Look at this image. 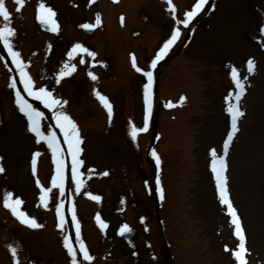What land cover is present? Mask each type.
I'll use <instances>...</instances> for the list:
<instances>
[{
  "label": "rangeland",
  "instance_id": "obj_1",
  "mask_svg": "<svg viewBox=\"0 0 264 264\" xmlns=\"http://www.w3.org/2000/svg\"><path fill=\"white\" fill-rule=\"evenodd\" d=\"M110 1L117 6L111 7ZM85 2L31 0V6L20 7L21 12L13 15L10 26L16 32L14 50L20 51L23 61L24 56H32L34 49L40 54L32 71L27 70L29 74L35 71L39 80L43 66L51 67V79L41 80L50 84L48 87L56 96L65 95L67 108L70 105L68 111L84 129V135L79 133L86 138L85 175L81 178L84 186L80 192L73 186L69 198L80 224L81 239L92 248V264H234L231 253L236 241L215 197L209 169L211 150L221 154L222 142L230 130L226 97L233 80L225 66L229 62L241 71L242 77L249 74L244 82L249 90L243 99L244 115L238 121L239 131L227 156L230 185L245 218L248 264H264V49L251 39L256 35L264 0L213 2L218 9L209 20L195 24L192 42L171 58L158 75L160 99L175 101L183 97V111H165L160 108L162 105L157 106L147 132L137 133L136 140L131 132L134 126H143L146 82L142 72L133 68L132 58L143 71H152L151 60L174 28L179 27L181 34L167 56L174 54L188 31V27L175 21L183 19L184 12L191 10L196 0H171L174 17L169 6L165 8L159 0H97L90 11ZM40 3L57 12L60 30L64 27L61 33L59 30L58 34L48 36L39 31L35 20ZM15 5L14 0L12 7ZM97 14L101 24L96 30L100 26L101 29L90 36L81 32L80 25L94 24ZM121 15L126 20L120 19ZM262 40L264 43V30ZM72 42H82L84 47L96 48L100 53L98 84L88 75L95 68L87 64L86 73L80 72V62H75L79 59L67 56L65 50ZM234 44H244L245 51L238 50L239 55H233ZM41 58L44 60L38 65ZM249 59L257 65L253 74L246 68ZM65 60L69 64L74 61L75 71L57 84L55 78ZM3 69L0 62V166L4 168L0 173V264H17L12 248L25 255L26 264H71L63 246L68 230L64 225L58 227L57 222L55 208L64 196L51 186V151L43 141L37 143L34 134L27 130L26 118L19 112L9 87L13 79ZM46 72L50 71L43 73ZM95 91L104 93L111 103V121L93 101ZM155 127L160 138L154 150L161 161L159 177L166 190L160 212L164 233L172 244L171 261L166 257L156 218L153 168L147 159ZM33 151L44 153L40 185L52 188L47 207L39 199L38 178L29 169ZM104 172L107 175H102ZM146 181L150 183L149 190ZM6 192H11L13 199L20 198V209L41 227L17 226L18 219L3 206ZM91 196H99L100 200ZM92 214L99 215L107 228L101 230L97 221L91 220ZM122 224L139 231V241L132 247L121 236ZM28 255L32 258L27 259Z\"/></svg>",
  "mask_w": 264,
  "mask_h": 264
},
{
  "label": "snow or ice",
  "instance_id": "obj_2",
  "mask_svg": "<svg viewBox=\"0 0 264 264\" xmlns=\"http://www.w3.org/2000/svg\"><path fill=\"white\" fill-rule=\"evenodd\" d=\"M18 5H23L25 0H16ZM169 9L175 15V7L172 5L171 0H168ZM208 0H196L193 4L191 10L185 11L183 14V19H177L175 23L177 25H183L187 28L194 17L197 16ZM19 11V9H17ZM56 13L51 7H46L44 3H40L37 9V19L41 24L45 25L47 29L51 32H58L59 25L54 19ZM0 43L3 44L4 48L7 50L8 55L11 58V63L15 65L16 71L19 73L20 83L23 84V91L27 93L28 96L32 97L36 101L41 102L46 109L54 110L52 111V119L56 122V127L63 136V143L67 146L66 153L71 157V179L75 182L76 192H80L81 188L84 186V180L81 179L85 175L84 172L80 171L81 166L84 161L80 159L81 154V143L82 139L79 134V129L77 124L72 120V118L63 110V105L67 104V101H61L59 98L53 95V92L48 90L46 87L34 88V82L26 71L27 64L23 61L21 53L18 50H14L13 41L16 36L15 30L10 26L11 17L8 9L5 6L4 0H0ZM101 24V17L99 14L95 17V23H85L80 25L81 28L91 31L96 26ZM181 34L179 27L174 28L168 38L162 45V47L157 52L154 59L151 60V68L154 69L157 63L162 60L168 53L171 46L177 41ZM81 53H86L89 57H95L96 53L90 51L88 48L84 47L80 43L73 45L71 51L67 53L69 58H72L73 53L77 51ZM80 63H84L83 57H81ZM132 66L137 72H142L143 76L146 77V83L143 85V100H144V117L142 127H133L131 136L133 140H136L137 133L147 132L149 128V120L152 113L153 107V72L151 70L143 71L141 68L137 67L135 57L132 58ZM248 72L254 71V62L249 59L247 61ZM72 71H75V64H69L65 62L63 68L60 70L55 78L57 84L60 83V79L64 76L70 75ZM88 75L93 81L97 79L96 75L89 72ZM232 80L235 84V94L229 93L226 100L234 101L227 104V112L230 116V130L227 131L226 138L222 142V154H218L215 149L210 152L211 155V172L214 176L215 187L219 196V203L226 206V213L230 217V223L234 226L233 235L238 239L239 243L232 250V256L234 257L237 264H247L245 257L246 249V236L245 231L242 226L241 218L238 214L237 209L233 206L232 200L230 199V194L228 190V161L227 156L229 154L230 145L236 133L239 131L238 121L244 115V112L240 108V101L245 94V83L238 76L237 70L233 67L231 69ZM9 87L15 90V103L18 106V110L26 118V127L30 133H33L37 143L43 141L47 145V149L51 151V160L55 165L54 174L51 176V186L59 190L60 195L63 197L65 193V149L61 147V143L58 139L57 132L48 130L45 132L42 130L41 121L45 118L44 112L40 111L38 108L34 107L24 96L21 91L17 89L16 80H12ZM95 95L99 102L107 110L109 121H111L113 115V108L108 98L102 95L99 91H95ZM183 100V97L181 98ZM171 106V105H168ZM40 155L39 152L33 154L31 158V169L33 175L36 174L37 157ZM151 156L156 162L157 168L160 166V158L158 157L156 151L153 149ZM91 169L88 170L91 173ZM4 172V168L0 166V173ZM102 175H107V172L102 173ZM36 184L39 186L40 182L37 179ZM157 191L160 194V199L163 200V189L160 187V179H156ZM52 188L40 187V202L44 207H47L49 193ZM86 195H91V193H86ZM93 200L99 201V196H91ZM23 201L20 198H12L11 192H6L3 195V206L11 211V214L15 216L22 224H25L31 228H39L40 224L37 223L35 218L29 217L24 211L20 209ZM64 207L63 199L56 205V214L60 219V224L58 227L63 228L65 217L62 213ZM96 221L99 224L101 230L107 228V224L101 219L99 215L96 216ZM72 222L75 225V239L79 245V253L82 254L83 261H92L93 256L89 254L88 249L85 246L84 241L81 239L80 224L77 221L74 209L72 210ZM121 234L130 232L131 229L128 225H124L121 228ZM63 246L67 249L68 255L71 257V264H78L77 250L73 247L70 242L69 237H64ZM227 251V246L225 247ZM11 253L13 257L17 255V249L12 248Z\"/></svg>",
  "mask_w": 264,
  "mask_h": 264
},
{
  "label": "water",
  "instance_id": "obj_3",
  "mask_svg": "<svg viewBox=\"0 0 264 264\" xmlns=\"http://www.w3.org/2000/svg\"><path fill=\"white\" fill-rule=\"evenodd\" d=\"M128 239L132 242L136 241L137 236L134 232L130 231L129 234L127 235Z\"/></svg>",
  "mask_w": 264,
  "mask_h": 264
},
{
  "label": "bare ground",
  "instance_id": "obj_4",
  "mask_svg": "<svg viewBox=\"0 0 264 264\" xmlns=\"http://www.w3.org/2000/svg\"><path fill=\"white\" fill-rule=\"evenodd\" d=\"M240 194H241V192H240ZM233 198V197H232ZM244 225H245V222H244ZM245 228H246V226H245ZM257 234H258V231H257Z\"/></svg>",
  "mask_w": 264,
  "mask_h": 264
}]
</instances>
